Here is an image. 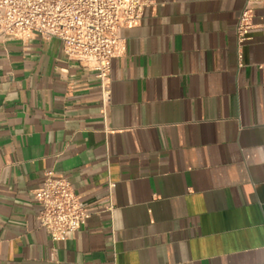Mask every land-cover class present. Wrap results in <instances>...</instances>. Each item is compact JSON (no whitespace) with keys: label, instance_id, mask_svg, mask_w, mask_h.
<instances>
[{"label":"crops","instance_id":"0c3cea01","mask_svg":"<svg viewBox=\"0 0 264 264\" xmlns=\"http://www.w3.org/2000/svg\"><path fill=\"white\" fill-rule=\"evenodd\" d=\"M245 5L150 0L106 94L61 40L0 34V264H264V3L239 47ZM49 171L91 211L67 240L37 222Z\"/></svg>","mask_w":264,"mask_h":264},{"label":"built area","instance_id":"2783aa9c","mask_svg":"<svg viewBox=\"0 0 264 264\" xmlns=\"http://www.w3.org/2000/svg\"><path fill=\"white\" fill-rule=\"evenodd\" d=\"M150 0H0V34L31 40L37 36L63 42L65 58L78 60L100 79L104 94L112 84V62L126 49L122 31L141 23ZM246 0L237 27L239 47L254 28L255 7ZM242 52L239 51L242 66ZM264 72V63L260 65ZM116 184H109L110 192ZM40 204L37 222L54 240H67L91 216L73 183L53 171L34 190ZM113 204L109 210H113Z\"/></svg>","mask_w":264,"mask_h":264}]
</instances>
